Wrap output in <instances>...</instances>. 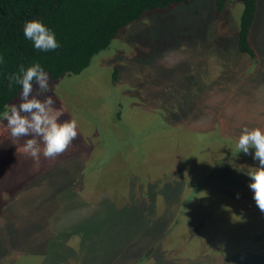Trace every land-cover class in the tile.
<instances>
[{
    "label": "rangeland",
    "instance_id": "1",
    "mask_svg": "<svg viewBox=\"0 0 264 264\" xmlns=\"http://www.w3.org/2000/svg\"><path fill=\"white\" fill-rule=\"evenodd\" d=\"M241 10L149 12L52 82L78 132L55 159L35 163L0 122V264H264L259 164L236 147L264 130V0L254 61L238 51Z\"/></svg>",
    "mask_w": 264,
    "mask_h": 264
},
{
    "label": "trees",
    "instance_id": "2",
    "mask_svg": "<svg viewBox=\"0 0 264 264\" xmlns=\"http://www.w3.org/2000/svg\"><path fill=\"white\" fill-rule=\"evenodd\" d=\"M189 1L0 0V57L4 60L0 64V115L22 91L18 85L9 89L6 78L17 72L21 64L27 68L39 63L53 83L63 77L79 75L94 57L109 49L126 26L149 12L169 10ZM233 2L242 5L237 31L238 51L254 61L256 53L250 37L259 0H214L215 14L220 15ZM29 20H40L55 34L60 47L37 50L23 35V26ZM116 73L115 70L114 79Z\"/></svg>",
    "mask_w": 264,
    "mask_h": 264
},
{
    "label": "clouds",
    "instance_id": "3",
    "mask_svg": "<svg viewBox=\"0 0 264 264\" xmlns=\"http://www.w3.org/2000/svg\"><path fill=\"white\" fill-rule=\"evenodd\" d=\"M23 35L33 42L37 50L49 51L60 47L55 34L40 20L26 21ZM3 63V57H0V64ZM6 78L9 89L16 85L22 89L18 102L6 106L0 115L13 144L23 139L19 151L37 164L41 156L55 159L67 151L78 135L77 122L61 120L64 110L56 107V100L50 93L52 82L49 74L39 63L27 68L21 64L17 72ZM236 147L239 152L258 161L259 166L247 174L251 180L248 186L256 206L264 213V130L243 128ZM250 149H254V153Z\"/></svg>",
    "mask_w": 264,
    "mask_h": 264
}]
</instances>
